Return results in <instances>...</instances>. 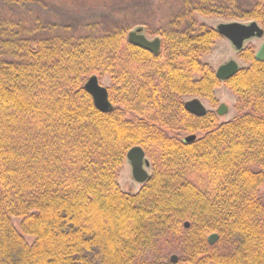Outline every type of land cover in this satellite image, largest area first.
<instances>
[{
  "label": "trees",
  "instance_id": "obj_1",
  "mask_svg": "<svg viewBox=\"0 0 264 264\" xmlns=\"http://www.w3.org/2000/svg\"><path fill=\"white\" fill-rule=\"evenodd\" d=\"M0 1V264H264V60L249 44L247 66L218 80L203 58L223 37L197 19L264 30V0L176 2L146 27L158 55L128 41L142 23L75 34L35 0ZM94 76L110 80L108 113L84 88ZM223 84L232 120L185 110L187 97L216 106ZM134 147L152 173L127 192L119 173ZM170 251L177 260H161Z\"/></svg>",
  "mask_w": 264,
  "mask_h": 264
},
{
  "label": "rangeland",
  "instance_id": "obj_2",
  "mask_svg": "<svg viewBox=\"0 0 264 264\" xmlns=\"http://www.w3.org/2000/svg\"><path fill=\"white\" fill-rule=\"evenodd\" d=\"M43 2V3H41ZM176 2H183V0H86L80 2H65V0H35L34 4L29 6V9L35 10L40 13L44 20L57 22L62 26L69 27L71 33L79 34L84 32V27L88 23H99L102 25L97 31H102L110 27L112 24L127 21L130 23L139 22L142 24L136 25L131 31L142 29L143 33L149 40L159 38L157 36L147 33L146 27L154 32L164 23L176 7ZM5 8L4 2L0 1V11ZM200 23L205 24L212 28H217L218 25L223 23L241 22L249 24L246 21H236L235 19H228L224 17H205L197 15ZM264 43L263 38L252 39L247 44L254 46L256 53ZM209 63L215 71L221 66L235 61L239 68H244L247 63L239 58V52L233 47L231 42L225 38H221L212 51L205 55L203 58ZM105 87L110 86V80L104 78L100 81ZM218 104L211 105L207 100L201 99L208 111L217 113L218 108L225 104L229 112L227 115L220 117L221 122L232 120L236 116L235 104L237 97L223 84L217 90ZM194 98L187 97L185 101ZM186 135H183L185 137ZM187 137V136H186ZM147 169V168H146ZM151 175L152 166L147 169ZM119 183L124 191L137 192L140 190L141 185L135 181L132 174V167L127 161L119 173ZM15 224L19 227V222L15 220ZM29 241L31 239H28ZM179 253L170 251L168 254L163 255L161 260L168 261L173 256H178ZM160 258V257H159ZM155 258L148 257L143 264H150Z\"/></svg>",
  "mask_w": 264,
  "mask_h": 264
},
{
  "label": "water",
  "instance_id": "obj_3",
  "mask_svg": "<svg viewBox=\"0 0 264 264\" xmlns=\"http://www.w3.org/2000/svg\"><path fill=\"white\" fill-rule=\"evenodd\" d=\"M218 33L225 39H227L237 51H241L244 48L245 42L253 38H263L264 30L257 22H251L249 24L241 22L223 23L217 26ZM128 41L137 47L151 52L154 55H158L161 50V39L156 38L149 40L143 33V30L137 29L131 31L128 35ZM258 60H264V45L256 55ZM239 65L235 61H231L221 66L216 71V77L222 82H227L233 78L239 71ZM86 92L92 97L94 106L102 113H108L112 110V102L110 100L108 88L103 86L98 77L94 76L89 78L84 86ZM185 110L193 116L204 117L207 115L208 110L199 98H194L185 102ZM229 112L228 107L222 104L218 110V116L222 117ZM195 140V136H189L186 138V142H192ZM127 161L132 167V174L135 181L139 184H144L150 179V174L146 171V168L150 167V160L147 158L145 151L141 147L132 148L127 155ZM185 227H189V223L185 224ZM218 241V235L213 234L209 237V243L214 245ZM173 261L177 260L176 256L172 257Z\"/></svg>",
  "mask_w": 264,
  "mask_h": 264
},
{
  "label": "flooded vegetation",
  "instance_id": "obj_4",
  "mask_svg": "<svg viewBox=\"0 0 264 264\" xmlns=\"http://www.w3.org/2000/svg\"><path fill=\"white\" fill-rule=\"evenodd\" d=\"M253 39H255V38H253ZM251 40H252V39H251ZM251 40L246 41L244 47L247 46V45H249V44L246 45V43H247V42H250ZM263 45H264V43L262 44L261 48L263 47ZM261 48L259 49V51L261 50ZM259 51L256 53V55L259 53ZM238 52H240V51H238ZM150 167H151V162H150ZM150 167H149V168H150ZM149 168H147V169H149ZM145 169H146V166H145ZM147 169H146V171H147ZM147 172H148V171H147Z\"/></svg>",
  "mask_w": 264,
  "mask_h": 264
}]
</instances>
